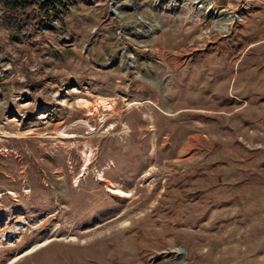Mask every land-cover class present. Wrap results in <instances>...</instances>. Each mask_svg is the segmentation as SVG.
<instances>
[{
	"label": "rangeland",
	"instance_id": "obj_1",
	"mask_svg": "<svg viewBox=\"0 0 264 264\" xmlns=\"http://www.w3.org/2000/svg\"><path fill=\"white\" fill-rule=\"evenodd\" d=\"M161 1L0 5V264H264V0Z\"/></svg>",
	"mask_w": 264,
	"mask_h": 264
},
{
	"label": "trees",
	"instance_id": "obj_2",
	"mask_svg": "<svg viewBox=\"0 0 264 264\" xmlns=\"http://www.w3.org/2000/svg\"><path fill=\"white\" fill-rule=\"evenodd\" d=\"M64 2L65 0H0V5L11 11L9 14H1V17L4 25L16 30L17 37L22 35L26 41L31 42V34L28 31L30 20L37 19L33 23L38 25L42 19L38 13L43 14L45 20H49L48 16L58 14L65 6Z\"/></svg>",
	"mask_w": 264,
	"mask_h": 264
},
{
	"label": "bare ground",
	"instance_id": "obj_3",
	"mask_svg": "<svg viewBox=\"0 0 264 264\" xmlns=\"http://www.w3.org/2000/svg\"><path fill=\"white\" fill-rule=\"evenodd\" d=\"M196 1H197L196 9L199 10V15L200 14L209 15L211 17V19L215 22L216 28L220 31L227 30L228 27L233 24L234 19H238L241 15L240 12L238 14H236L235 16L230 15V14H225V13L221 12L220 10H217L216 8L212 7V5H210V4L203 3V1H201V0H196ZM162 2H165V1L162 0L158 4H160ZM203 8H205V9L203 10ZM123 52H125V51H123ZM128 52H130V51H128ZM127 56H128L127 57L128 59L131 58V56L129 54H127ZM117 192L124 193V192L118 191V190H117ZM41 245H43V244H37V245L33 246V248L31 250H35L37 247L39 248V246H41ZM29 251L30 250H26L23 254H25ZM23 254L17 255L9 263L16 260L17 258H19Z\"/></svg>",
	"mask_w": 264,
	"mask_h": 264
},
{
	"label": "built area",
	"instance_id": "obj_4",
	"mask_svg": "<svg viewBox=\"0 0 264 264\" xmlns=\"http://www.w3.org/2000/svg\"><path fill=\"white\" fill-rule=\"evenodd\" d=\"M96 121L102 125V124H105L107 122L106 120V116H105V113H101L100 115L96 116ZM112 126L109 125V128H111Z\"/></svg>",
	"mask_w": 264,
	"mask_h": 264
},
{
	"label": "water",
	"instance_id": "obj_5",
	"mask_svg": "<svg viewBox=\"0 0 264 264\" xmlns=\"http://www.w3.org/2000/svg\"><path fill=\"white\" fill-rule=\"evenodd\" d=\"M130 51V48H128V47H121V52H123V51Z\"/></svg>",
	"mask_w": 264,
	"mask_h": 264
}]
</instances>
